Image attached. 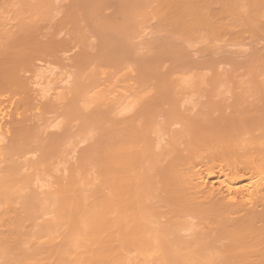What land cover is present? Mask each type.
<instances>
[{
  "label": "bare ground",
  "instance_id": "6f19581e",
  "mask_svg": "<svg viewBox=\"0 0 264 264\" xmlns=\"http://www.w3.org/2000/svg\"><path fill=\"white\" fill-rule=\"evenodd\" d=\"M47 1L48 0H0V49L7 48L8 51H12L11 52L12 54L10 52H6L7 51L6 49H4L5 51L4 50L0 51L1 52L0 53V264H264V104H263L264 100L262 101L263 105L260 103L261 102L260 101L259 102L260 105H257V106L253 105L254 107L250 106L251 103H249L248 106L252 107L251 110H248L247 108H243V107H242V109H244V110L238 109L239 108V107H237L238 103L237 104L234 103L233 104L234 107L231 105V107H233V108H231V107L229 108L230 109V111L228 112L229 114H227V113L224 114L222 109L221 108L219 109V107H218V110H220V113H219V115L216 114L217 116L212 115L211 114L212 108L208 107V108H211V111H210L209 109L206 108L207 107L206 106L205 108L203 107L204 110H201V108H200L202 113L198 112L199 115H197V116L192 115V117L193 116L196 117V118L193 117L192 118L193 120L191 119V116H190L191 112L189 113L190 115H188V118H190V120L186 118L187 114L184 117H182L185 114V111L182 108L181 110H183L184 113L181 111L178 113V115L172 117L176 121L178 118H179L178 121L181 119L180 123L177 121L179 124H181V126H178L179 130H177L178 128L176 129V128L171 127L173 129H176V130L173 131V130H170L171 129L170 128L168 131L167 130L162 131L161 132L162 134L157 133V134H155L156 137L153 141V138L147 139L146 138V137H148L147 135L144 137L145 133L142 132L141 129H140L141 132L138 131L140 134H135V131H134V134H133V132H131L134 130L133 128H131V126H132V124L135 123V121L132 122L133 118L131 117V115H132L131 114V112H132L131 108L135 107V105H137L140 102L141 97H142V96L140 97V94H139L140 93L139 89H138L139 86H132L131 85L129 88H125L124 92L122 93V90L118 91L117 89H114L113 88L114 85L113 86L111 85L112 88L110 86H108L107 90H102L105 88L100 89L101 85L99 87L98 86L99 84L96 85L95 84L96 82H95L94 87L97 86V88L100 90H96L97 88L94 89L90 85L92 89L90 87H87L88 89L89 88L91 89V90L87 91V89L86 90L83 89L84 85L80 86L81 88L79 87L78 82L81 83V81H79L80 78L76 77L78 79L77 80L78 82L76 81V79L73 80L74 82L73 81L71 82L73 84L72 85L73 86L72 91H68V93L74 91L73 93L75 95L73 94V96H71V97H74L77 94H79L80 96L83 95L84 96V97L82 96L83 98L82 97L79 98L80 96H76V99H77V97L80 100L82 99L81 102H82V105H84V106L86 103H89V104L91 103V105L87 104L86 106L87 107L90 106L89 108H91V106H92V109H94V110H95V107L100 108L99 110L96 109V111L104 110V112L101 111L102 113H104V114H102V116L106 114L105 110L108 111V113H107L108 116H110L109 115L110 113L113 114V113H115V111H117L116 112L117 114L116 113L115 114L119 115V117L118 116L115 117V115H114V118L116 121L113 119V117H111V116H110V118L108 117V119H109L108 121H110L112 119H113L112 121H114V122L110 121L109 123L107 121V123L109 125L108 127H110V130H111L112 125L113 126L115 125L114 131L117 130V132L119 131V129H123L122 126H124L123 125L124 123L126 125L129 123L130 125H127L129 127H127L125 125L124 129L127 128L126 130H124L125 132L120 131L122 133L120 134L119 138L124 143V144H122V147L119 144V142H118V144L120 146H118V144L115 145V142H114L115 146L112 147V150H111V147L109 146L110 148L107 147V149L104 150V152H103L104 154L101 155L100 157H98V161L103 163L104 164L103 166L97 165V164H99L98 162H92L91 158L94 156L92 154L93 152H91V149L90 150L86 149L85 153H82L81 156L78 155L79 156L78 158L76 157V159H77V165L75 163L76 168H73L74 167L73 165H71V169H69L70 167H68V168L65 167L67 169L64 168V170H66L65 172H67V173L64 172V174L66 175L64 178L61 177L62 175L58 176V177H56L57 175H55V176H53V180L51 179L52 180V181H50L51 183L49 181H48L49 183L46 182L48 179H46V178L44 179L43 176H45V174L47 172L46 169H48V168L50 169V167H51V166L48 167V165H51V164H49L50 161L52 164L54 162V160L52 161V159H53L52 157H54L52 155L56 154L58 152L52 153L51 160L49 157H47V159H46L47 161H45V164H46L45 167L46 168L42 169V167H44L43 166L44 160L42 158L40 159V157H43L44 155H46L48 153V152L44 153L45 150L48 151V149H49L51 152H53L52 149L55 148V146H53V144L49 145L51 147L46 146L45 145L47 143L46 137H45L46 139L44 140L45 142L42 141V139H37L38 138L37 134H36V137L34 138L35 133H33V132L35 131V129L33 128L34 126H32L33 124H29V125H31V127L28 126V128H27L26 121L28 122L27 119H29L28 117H30V115H32V113L31 112H30L31 114L28 113L31 110V109L29 110V108H28V112L26 113V111H27L26 107L31 105L30 104L31 102L29 103V105H26V103L28 104V102L21 104V105H24V107L23 106L21 107V105L19 103L18 104L20 105V107L18 105H15V104H17V102H20V101H21L20 103L27 101L28 98L26 99V97H25V99L22 98L23 100L20 99V97H19L21 94L20 92H22L21 96L25 95L24 93H27L29 91V89H30L29 87H31L32 83H33V86L34 85L36 86V87L34 86V88H38V91L40 93V90L43 89V87H44L43 86V84L45 83L44 81L48 77V76H45V77L41 76L42 73L46 72L47 70H48L47 71V73H48L49 67H53V66H54L53 69L55 72L57 69L59 71V67L56 68L57 64H56V66L51 65L52 61H48V63L50 62V65H49V67L45 66V67H47V70L43 66L41 68L43 71L40 70V71H42V73H38V72H40V71H38L39 69L34 70V72H32V74L30 73L31 76H33V78H34V80L32 82L30 80L31 84H28L29 82H24L22 80V78L19 76L23 72V71H21V73H19V67H20L19 65H23V67H24V65L25 64L27 65V63L31 60V58L33 60L34 57L37 61H39V59H37V58H40V62H41V59L42 60L44 59L43 61L46 62L45 61L46 57H44V55L42 58H41V55L38 57L36 55L34 56V54H36L35 51H37L38 49H39L40 53L42 52V47L41 48L39 46L36 47L35 46L36 43L33 44L34 43L33 40H30V39H29V42L27 40H23V41H25V42H23V44L28 43L29 49L27 47H25V45H23L22 42H20L21 39L19 41L15 38L16 37L15 34L17 33V32H15V29L22 31L25 35L24 36L22 34V36H24V38L27 39L26 34H27V31H29V30L25 25L26 24L24 21V19L26 18V17L24 18L25 14L23 15L22 13H25L27 10H28V13L30 12V14L32 12H35L36 9L40 11L41 4L44 2V5H45V3ZM54 1L50 0L47 3H49V4L51 3V5H53ZM93 1L98 2L96 0H93ZM151 1H153V0H151ZM151 1L149 2V0H146V1L145 0H137V1L135 0L134 4L132 6H130L131 5V3H130L131 1H130L129 2V4H130L129 6L131 7L130 9L131 10L134 9V10H132V12H130V11L129 12L133 14L134 18L140 17L141 19L140 18L139 19L142 21V23H145V22L147 23L151 17L148 18L149 20L147 21V17H145L146 14H145L144 9L147 7L148 2L150 3L148 5H153V3H156V1L154 0L155 2L153 1V3L151 4ZM157 1L159 2L160 0H157ZM166 1L167 0H164L163 2H166ZM210 1H212V0H210ZM214 1H216V0H214ZM245 1L244 0H218V2H217L218 5L216 7L218 9L217 13H219L218 15H220V14L224 15L225 16L224 18H226V16L230 15L229 17L232 18L231 20H233V21L235 20L236 23L242 21L240 23L243 24L244 22H246L244 24H247L248 22H252V20L255 21L256 16L258 15L257 16V18H258L260 13L263 14L262 12H264V9L260 13H259V11L258 12L255 11V13H257V14H255L253 12V10L257 9L255 7L256 4L260 5L259 3H261V2L264 3V0H252L251 6H248L249 4H245L247 2V1L246 2ZM2 2H4V3H2ZM90 2L91 1H89V3ZM136 2L138 5H136ZM160 2L164 6H166V4H167V3L164 4L162 2V0ZM199 2L194 1V0H169V2H168L169 5L167 4L168 7L167 8L162 7L163 9H157L156 12H157L158 16L154 15V13H155V10H154L153 15L155 17L154 16H152V17H154V18L159 17L160 19L165 20V21H166V19H168V20L170 19L169 20L170 26H172V28L174 25L176 27V29L184 30L185 29V25H184L185 22L183 24L184 28L181 26V23H182L181 21H182L183 17L187 13L193 15V16L189 15V17L190 16L192 18L195 17L197 15V13L199 12V11L198 12L196 11V9H198V8H196V6L198 7V5H196V4L197 3L200 4ZM49 4H47V5L49 6ZM91 4H93V2H91ZM209 4L208 3L206 4V2H205L206 8L205 7L204 8L207 9V7H209L208 6ZM95 5H97V4H95ZM157 5L161 6L160 3H157ZM157 5H155V6H157ZM186 5H189V7L191 6L192 9L188 10V8H186ZM118 6H120V5L118 4ZM121 6L125 7V5H123V4ZM53 7L49 6L48 8H53ZM99 7H98V9H99ZM213 7H215V6H213ZM91 8H92V11H95V9L93 10V8H94L93 6ZM164 8H166V9H164ZM185 8L188 11H185ZM193 8H196V9H193ZM216 8H214V9H216ZM44 9L46 10L47 8H44ZM119 9L121 10V7ZM119 9H118V11H119ZM201 9H202V5H201ZM205 9L200 10V11L205 12L206 11ZM22 10H24V11L26 10V11L22 12ZM47 10H49V9H47ZM101 10H102V8H101ZM208 10H210V9H207L206 12H208ZM42 12H43V10L41 11V13ZM87 12L89 13L88 10H87ZM115 12H117V11H115ZM7 13H9V14H7ZM45 13L44 14L42 13V14L45 15ZM88 13H86V14L88 15ZM146 13H147V11H146ZM68 14H69V12H68ZM72 14H73V12H72ZM8 15H10V16L12 15V18ZM22 15H23V17H22ZM213 15H215V14L213 13ZM232 15L236 16L238 18L234 17V19H233ZM35 16H36V14H35ZM93 16H94V14H93ZM262 16L264 17V14ZM9 17H10V21H8ZM33 17H34V15H33ZM73 17H72V19H73ZM113 17H115V16H113ZM122 17L123 16H120V18H122ZM229 17H227V18H229ZM22 18H23V21H22ZM123 18H125V16ZM195 18H197V17H195ZM215 18H217V17H215ZM83 19H84V17H83ZM87 19H88V17H87ZM109 19L110 18H108L107 20H109ZM113 19L111 21H113ZM12 20H13V22L15 21L14 23L17 22L16 24H18L17 27H16V25L14 26L13 31L11 29L12 28L11 25L14 24L12 22ZM61 20H63V19L61 18ZM74 20L77 21L75 18H74ZM97 20L99 21V19H97ZM155 20L157 21V19H154V20H152V22ZM188 20H189V18H188ZM78 21H79V19H78ZM105 21H106V19H105ZM136 21L138 22V20H136ZM200 21H202V20H200ZM200 21H198V22H200ZM233 21H231V22L233 23ZM256 21H259V20H256ZM9 22H11L12 24L10 25ZM68 22H69V20H68ZM95 22H94V24H95ZM100 22H102V21L100 20ZM198 22L196 23V25L198 24ZM231 22L227 23L226 26L230 27ZM32 23H34V22H32ZM98 23H97L96 27L100 28ZM108 23H106V24H108ZM121 23H123V22H121ZM60 24H61V22H60ZM70 24H72V23H70ZM102 24H104V23H102ZM109 24H111V23H109ZM116 24H118V22ZM222 24H224V23H222ZM29 25H31V24L29 23ZM62 25H63V23H62ZM91 25L93 26L92 23H91ZM112 25H114V24H112ZM112 25L110 26L111 28H113ZM127 25H129V24H127ZM131 25H132V23H131ZM21 26H25V27H21ZM106 26H105V29L107 28ZM148 26H150V25H148ZM251 26H252V23H251ZM102 27H103V30H102L103 32L107 31V30H104V26H102ZM124 27H122V28H124ZM134 27H136V26L134 25ZM162 27H163V24H162ZM208 27H210V26H208ZM223 27H225V26H223ZM262 27H264V26H262ZM23 28L24 29L27 28L26 29L27 31H23L22 30ZM116 28H118V27H116ZM130 28H131V26H130ZM132 28H133V26H132ZM141 28H143V27H141ZM120 29H121V27H120ZM155 29H152L151 31H153ZM186 29H188V26ZM204 29L205 28H203V30ZM241 29H243V28H241ZM72 30L70 32H72ZM91 30H93V29H91ZM252 30H253V28H252ZM93 31H95V29ZM117 31L118 30H116V32ZM133 31H132V34H133ZM179 31L181 34V30H179ZM195 31H196V28H195ZM195 31H193V33ZM130 32L131 31L126 28V29H121L119 34H121V36H123L122 34L124 33V37L125 36L128 37L127 35H129V36L132 35V34L130 35ZM197 32L199 33V31H196V33ZM93 33H95V32H93ZM149 33H151V32H149ZM171 33H173V32H171ZM230 33H231V31H230ZM76 34L80 35L81 33L78 32ZM108 35H110V34H108ZM247 35H248V33H247ZM116 36H118V35H116ZM134 36H136V35H134ZM140 36L138 35V37H140ZM171 36H172V34H171ZM100 37H102V36H100ZM178 37H179V35H178ZM14 38L19 42L18 46H17V41ZM209 38H210V36H209ZM12 39H14V41H16V42H14ZM94 39H96V38H94ZM174 39H175V37H174ZM176 39H179V38L176 37ZM223 39H225V38H223ZM180 40L182 41V39H180ZM187 40H188V38H187ZM241 40H242V37H241ZM30 41H32V44ZM85 41H86V38H85ZM89 41L91 42V40H89ZM86 42H84V43H86ZM111 42H112V39H111ZM153 42H154V40H153ZM77 43L80 44L79 41ZM120 43H121V41H120ZM164 43H162V44H164ZM168 43H170V42H168ZM216 43H217V41H216ZM46 44L47 43H45V46H46ZM48 44H49V46L47 48L43 45L44 46L43 52H44V50H46L44 54H47L49 52L48 55L50 56V54H51V56H52V54L54 52L50 53V48H49L50 43H48ZM71 44H72V42H71ZM231 44H233V43H231ZM30 45H31V47H30ZM148 45L147 46L143 45V46L146 48V47H148ZM172 45H170V46L166 45V47H164V45H163V48L159 47L160 48V51H159L160 54L166 55L167 57L168 56H171L172 58L175 57L174 59H179L181 61L182 57H184L183 56V50L181 49L182 47L179 48V47L175 46L176 47L175 48ZM185 45H187V44H185ZM67 46H69V45H67ZM82 46H80V47H82ZM94 46H95V44H94ZM110 46L112 47L113 44ZM247 46H248V44H247ZM17 47H18V50H17ZM73 47H74V45H73ZM141 47H142V45H141ZM149 47H150V45H149ZM21 48L24 52L21 50ZM24 48H27V50H25ZM31 48H33V49L37 48V50L34 49L35 51H33ZM75 48H76V46H75ZM99 48H101V47L99 46ZM197 48H199L198 45H197V47H194V50L196 51ZM48 49H49V51H47ZM63 49H65V48H63ZM157 49H158V47H156V50ZM191 49H192V47H191ZM232 49H234V48H232ZM144 50L146 51L147 49H144ZM207 50L209 51V49H207ZM14 51L15 52L18 51L19 54H20V52H22L23 55L21 56V58H20V56H18L19 54L18 53L15 54ZM31 51H33L32 52L33 57L30 53ZM147 51H149V48ZM6 53L8 55L9 54H11V55L7 56ZM37 53H38V51H37ZM145 53H147V52H145ZM58 54L59 53H57V55ZM87 54H85L84 52H83V54H82V52H78L77 55L73 56L74 58L77 57L75 59L76 68H78L80 64H84L83 61H86ZM119 54H120V52H119ZM124 54L126 55V53H124ZM150 54H153V52ZM155 54H156V52L153 55H155ZM15 55L18 57H15ZM26 55H28V56H26ZM29 55H31V57H29ZM23 56L26 58L23 59L24 58ZM100 56H101V54H100ZM135 56H139V55H135ZM13 57H15L16 60ZM134 57H133V59H134ZM148 57H150L149 54H148ZM47 58L49 59V57H47ZM97 58H95V60H97ZM138 58H142V57H138ZM144 58H145V56H144ZM78 59L80 62L78 61ZM146 59H148V58H146ZM98 60H99V58H98ZM125 61H126V59H125ZM44 62H42V63L48 65L47 63H44ZM133 62H135V61H133ZM146 62H149V61L146 60L145 63ZM151 62H152V64H153V62L155 63V61H151ZM175 62H177V61H175ZM203 62H204V60H203ZM206 62H207V60H206ZM194 63H196V62H194ZM59 64H60V62H59ZM92 64H95V63L92 62ZM92 64H91V66H93ZM128 64L130 65L129 62H128ZM133 64H131L130 66H132ZM190 65H193V62ZM82 66H84V65H82ZM138 66H139V64H138ZM140 66H141V64H140ZM179 66L184 67L183 64L179 65ZM179 66H177V67H179ZM252 66H253V64H252ZM142 67L143 68L146 67V66L144 67V63H142ZM150 67H151V65H150ZM25 68H26V66H25ZM30 68H28V69H30ZM51 69H50V74H49L51 77L50 78L48 77L50 79V82H48V79H47L46 82H48V83H45L44 85L49 84V83H50V85H52L54 82L58 81L57 77H59V81L62 80L63 77H65V76H63L61 78V76H60L61 73L58 74L59 76H54L56 74H54V72L52 73ZM187 69H189V68H187ZM26 70H27V68H26ZM120 70H121V67H120ZM152 70L154 71L155 69H152ZM35 71L37 74H35ZM124 71H126V69H124ZM177 71H179V70H177ZM193 71H195V70H193ZM257 71H258V68H257ZM60 72H61V68H60ZM107 72H108V70H107ZM145 72H147V70ZM184 72L185 71H183V73ZM47 73H44V75H46ZM113 73H114V71H113ZM52 74H53V77H52ZM76 74L75 75L72 74V75L76 76ZM81 74H83V73H81ZM175 74H174V76H175ZM180 74L182 75V72L179 73L178 75H180ZM61 75H63V74H61ZM103 75H105V74H102L101 75L102 77L101 76L100 77L103 78ZM117 75H120V74L117 73ZM152 75H153V73H152ZM188 75H189V73H188ZM196 75H198V74H196ZM199 75H200V73H199ZM202 75L203 74H201V76ZM190 76H191V74H190ZM190 76H188V77H190ZM25 77H26V75H25ZM43 77L45 78V80ZM55 77H56V79H55ZM184 77H186V76H184ZM42 78L44 81L42 80ZM67 78H66V80L69 81L70 77L67 76ZM123 78H125V77L123 76ZM128 78H130V77H128ZM152 78H153V76H152ZM29 79H32V78L30 77ZM29 79H27V80H29ZM40 79H41V81H40ZM54 79L56 81H53ZM157 79H158V77H157ZM168 79H170V77ZM192 79H193V77H192ZM192 79H189V80H192ZM66 80L64 79V81H66ZM94 80H95V78H94ZM97 80H98V78H97ZM103 80L104 79H102V81ZM195 80H196V78H195ZM64 81L63 80L60 81L62 86H65V84H66L65 83L63 85L62 82H64ZM68 81H66V82L68 83ZM113 81H115V80H113ZM40 82H42L43 84L41 83L42 84L41 85ZM51 82H53V83H51ZM98 82H100V81H98ZM184 82H186V81H184ZM195 82H193V83H195ZM214 82H216V80ZM165 83H167V82H165ZM200 83H201V80H200ZM217 83H219V82H217ZM57 84H58V82H57ZM123 84H124V82H123ZM38 85H41L42 88H40V86L37 87ZM151 85H153V84L151 83ZM203 85H204V82H203ZM258 85L261 86V84H258ZM33 86H32L31 90H33ZM193 86H195V84H193L192 87ZM49 87H51V86L46 85L41 92L44 91L45 93L49 94L48 91L46 92L47 88L50 91L51 88H49ZM57 87H58V89L61 88V86L60 87L57 86ZM102 87H103V85H102ZM176 87H177V85H176ZM39 88H40V90H39ZM166 88H168V87H166ZM63 89H64V87H63ZM63 89L60 90V94H62V96L64 94ZM80 89L84 90V94H83L82 90H81L82 92L80 91ZM204 89H206V88H204ZM35 90L37 91V89H35ZM180 90H182V89H180ZM232 90H231V92H232ZM36 91H34V92L36 93ZM86 91L90 95L89 94L86 95V93H87ZM90 91L92 93H90ZM78 92H81V94ZM148 92H149V90H148ZM173 92H175V91H173ZM180 92H182V91H180ZM39 93H36L34 95L37 96ZM43 93H41V94H43ZM45 93H44V95H45ZM167 93L168 92H166V94ZM170 93H171V91H170ZM228 93H229V91H228ZM261 93L263 94L262 97H264V91ZM41 94L38 96H40L42 98L43 96H41ZM47 94L45 96H47ZM163 94L164 93H162V96H161V93H160V96L163 97ZM237 94H235V99H234L236 102L239 99ZM258 94H259V92H258ZM36 96H35V98L38 97V96L37 97ZM54 96H55V94H54ZM212 96L210 95V97H212ZM15 97H19V99L15 98ZM59 97H61V96H59ZM66 97H67V95H66ZM85 97L88 98V101L86 103H84L85 101H83V99L85 100ZM205 97H206V95H205ZM154 98H153V100H154ZM164 98H166V96H164ZM164 98H162L163 102H161V104L155 103V101H157L159 99L155 100L154 103L156 104V106L157 105L161 106L162 103L165 104ZM167 98L168 99H165V100H167L166 105H168V104L170 105L171 102L174 104V103H177V101H178V100H176V102H175V100H173L174 101L173 102L172 99H175V98H173L172 96L171 97L167 96ZM64 99H65V101H64ZM68 99H70V98H67V100H66V98L63 96V101L66 103L64 105H66V107L69 106L70 108L68 107V109L76 108L74 105V101L76 102L78 99L77 100L75 98H73L75 100L70 99V100H72L71 101L72 107L70 106L71 104H69L70 101L68 103ZM259 99H261V98H259ZM39 100H41V99H39ZM160 100H161V98H160ZM168 100H170V102H168ZM241 100H242V98H241ZM256 101H258V99ZM256 101H254V102H256ZM147 102H149V101H147ZM167 102H168V104H167ZM205 102L202 104L204 105ZM210 102H211V100H210ZM185 103H186V101H185ZM187 103L189 104V100H187ZM259 103H257V104H259ZM32 104H34V103H32ZM41 104H42V102H41ZM75 104H77V103H75ZM92 104L93 105L95 104L96 106L94 105L95 106L94 107ZM239 104H240V101H239ZM239 104H238V106H239ZM241 105H243V104H241ZM31 106L33 109V105H31ZM31 106H29V107L31 108ZM208 106H210V105H208ZM248 106H246V107H248ZM80 107L82 108L83 106H81V104H80ZM87 107H86V109H87ZM101 107L104 109H102ZM34 108H36V107L34 106ZM37 108H38V105H37ZM240 108H241V106H240ZM109 109L111 111H109ZM215 109H216V107H215ZM113 110H114V112H113ZM129 110H131V112ZM134 110L135 109H133V111ZM140 110H142V108ZM143 110H145V108ZM34 111H32V112H34ZM86 111L88 112V110H86ZM65 112H64V114H66ZM136 112H134V113L136 114ZM193 112L194 111H192V113ZM34 113H36V111ZM34 113H33V115H34ZM27 114L29 115L28 117H27ZM135 114H134V116H135ZM67 115L69 116V114H67ZM88 115L89 114H87V116ZM90 116H91V113H90ZM120 116H122V118ZM136 116H137V114H136ZM177 116H179V117L177 119H175ZM101 117L99 119H101ZM31 118L32 117H30V119ZM104 118H105V116H104ZM120 118H121L122 125L119 124ZM127 118H129V119H127ZM161 118H162V116H161ZM167 118L168 119L163 120L162 123L164 121H168V120H170L172 122V119L170 117H167ZM185 118L187 121L185 120ZM71 119H72V117H71ZM92 119H96V118H92ZM125 119H127V120H125ZM57 120H59V119H57ZM94 121H93V123H94ZM104 121H106V119L105 120L103 119L102 122L100 120V122L103 124H104ZM77 122H79V121H77ZM111 122H112V124H111ZM131 122H132V124H131ZM28 123H30V122H28ZM31 123H33V122H31ZM162 123H160V124H162ZM164 123H167V122H164ZM169 123H167V124H169ZM95 125H98V124L95 123ZM119 125L121 126V128H119ZM175 125H178V124H175ZM175 125H173V126H175ZM40 126H42V125H40ZM83 126H84V124H83ZM98 126H100V125H98ZM49 127L51 128V126H49ZM31 128H33L34 131H33V129L31 131ZM25 129L26 130L28 129L27 130L28 135L31 133H33L34 135L31 134L33 136L29 135L30 137L27 134L25 135V133H26ZM102 131H105V130H102ZM128 131H130V132L127 133ZM170 131H172V132H170ZM90 132H91V130H90ZM164 132L165 133L167 132V133L163 136ZM168 132H170V134ZM36 133H38V132H36ZM91 133H96V131L91 132ZM106 133H108L107 129H106ZM106 133L103 136L107 135ZM130 133H131V135H129ZM108 134H110V132ZM79 135L81 136V133ZM94 135H96V134H94ZM117 135H119V134H117ZM91 136L93 137V134ZM96 136H98V135H96ZM103 136H102V138L104 139L105 137H103ZM165 136H166V138H165ZM25 137H29V138H25ZM31 137H33V138H31ZM52 137L54 138V135H52ZM86 137H84V138H86ZM113 137H114V135H113ZM163 137H164L165 141L164 140L162 141ZM93 138L96 139L95 136ZM99 138H98V140H99ZM23 139L25 140L24 143L22 142V141H24ZM34 139L38 140V141L35 140L37 145H36V143H34L32 141ZM54 139H52V140H54ZM106 139L107 138H105V140ZM28 140H30V142L33 144V148L36 146L37 147L40 146V140H41V144H43L42 147L45 145V147H43L45 150L41 146L38 147L39 150L41 148L44 150V151L43 150L41 151L42 153H38L39 155L41 154L39 158H37L38 157L36 155L37 153L31 151V150H33L32 144H30V142ZM52 140L48 138V144ZM121 141H120V143H121ZM161 141H162V144H161ZM55 142H56V140L54 141V143ZM80 142H82V141H80ZM99 142H100V140L98 141V143ZM163 142H164V144H163ZM94 143H96V142H94ZM94 143L92 145H94ZM67 144H69V143L67 142ZM67 144H65V146ZM26 145L27 146L29 145L28 148L31 147L32 149H28L26 147ZM38 148H36V149H38ZM18 149L20 151H18ZM22 150L25 151L26 156L31 152H32V155L35 154L37 156L36 159L34 160V161H36L35 164L37 166L33 165V167H32V163L29 166L28 163H26V160H25V162H23V160L26 159V157H24L25 154L23 153ZM34 150H35V148H34ZM64 150H65V148H64ZM14 151L20 152L19 154L21 156H22V154L24 155L23 156L24 159L20 155H19V157H21V158L17 159L19 161H20V159H23V160H21L23 162L22 164L21 163L19 164L18 161H17L18 163L15 161L18 154H16V152H15L16 156L13 157V155H15V154H13ZM36 151L38 152V150H36ZM28 160H31V159L29 158V159H27V161ZM132 161H133V163H132ZM39 162H40V164H42L41 169L39 167L41 165L38 164ZM21 165H24L26 167L28 165L27 168H24V166H23V171H24V169H27L30 172L32 171V173H33V172H36V170L40 169L41 171H39V170L37 171L40 174L45 169L46 172L45 171H44L45 173L43 172L44 173V174H42L43 176L40 174L43 177V178H41V177H39L40 175L39 176L37 175V173L36 174L35 173L29 174L28 173L29 171L27 172L25 170L24 171L25 173L23 171H20V170H22ZM96 165H97V167H96ZM31 167L33 169H36V170L35 171L31 170ZM53 169L54 168L52 167V169L49 171L51 177H52V174L54 172ZM54 170H56V169H54ZM92 170H93V172H92ZM51 171H53V172L51 173ZM90 171L92 174H90ZM23 173H24V175H22ZM18 174H19V176H18ZM36 175L38 177H36ZM47 175L50 176L48 173H47ZM17 177L19 178L18 180L16 179ZM48 178H50V177H48ZM42 179H44L46 181H44Z\"/></svg>",
  "mask_w": 264,
  "mask_h": 264
},
{
  "label": "rangeland",
  "instance_id": "374dc122",
  "mask_svg": "<svg viewBox=\"0 0 264 264\" xmlns=\"http://www.w3.org/2000/svg\"><path fill=\"white\" fill-rule=\"evenodd\" d=\"M48 1H50V0H48ZM47 1V2H48ZM52 1V0H51ZM54 1V0H53ZM89 1H91V2H93V4H91V2L89 3ZM96 1H98V2H94L93 0H55L54 1V3H53V5H51V3L49 4V3H45V5H44V2L41 4V6H40V11L39 10H35V12H32L31 14H30V12L28 13V10L25 12L24 10H22V12L24 11L25 13H22L23 15H24V21H25V25H26V27L28 28V30L29 31H27L26 29L27 28H23L22 30L23 31H27V39H25L24 38V33L22 32V31H20V30H16L15 29V32H17L16 34H15V38L17 39V40H19L20 41V39H21V41L20 42H22V44H23V42H25V41H23V40H27L28 42H29V39L30 40H33V44H35L36 43V47H42V54L39 52V49L37 50V48H34L35 50H37L38 51V53H37V51H35L33 48H31L33 51H35L36 52V54H34V56L36 55L37 57L38 56H40L41 55V58L43 57V55H44V57H46L45 58V61L46 62H44L42 59H41V62H40V58H37V59H39V61H37L36 59H35V57H34V59L32 60V58H31V62L28 64L27 63V65L25 64L24 65V67H23V65H19L20 67H19V73H21V71H23L19 76L22 78V80L24 81V82H29L28 84H31L30 83V80H31V82L34 80V78H33V76H31V74H32V72H34V70H38V71H40V70H42L41 68H42V66L43 67H45V66H47V67H49V65H50V62L48 63V61H52V63H51V65H55L56 66V64H57V66H56V68H58L59 67V71H58V69L56 70V72L54 71V66L53 67H49V72L47 73V67H45V69L47 70L46 72H43L42 73V71H40V72H38V73H42V75L41 76H48L49 78L51 77L49 74H50V69L52 70V73L54 72V74H56V75H54V76H59L58 74L59 73H61V74H63V75H61L60 74V76H61V78L63 77V76H65V77H63L62 78V80L64 81V79L66 80V78H67V76H69L70 78H69V81L68 80H66V81H68V83L66 82V81H64V82H62L63 83V85L65 84V86H62V84H61V82L60 81H62V80H60L59 81V77H57V79H58V84H57V82H51V83H53L52 85H50V83L49 84H46V85H48V86H51V87H49V88H51L50 89V91H49V89L47 88L46 89V92L48 91L49 92V94H47V93H45L44 91V93H45V95L47 94V96H45L44 95V93L43 92H41L43 89H44V87L46 86V85H44L45 83H48V82H50V79L47 77V79H48V82H46L47 81V79L45 80V78H44V80H43V78H42V80L45 82L44 84L42 83V82H40V84L42 83L43 84V89H41L40 90V88H42L41 87V85H38L37 87H39L40 86V88H39V90H40V93H39V91H38V88H34V86H33V83L31 84V87H29L28 89H29V91L27 92V93H24L25 95H23V96H21L22 95V92H20L21 94H20V99H22V98H24L25 99V97H26V99H27V101H25V102H23V103H20V102H17V104H15V105H18L19 107H20V105L21 104H24V103H26V102H28V104L26 103V105H29V103L31 104V105H33V109L35 110L36 108H37V105H38V108L35 110L36 111V113H34L35 111L32 109V106L31 105H29V106H31V108L28 106V107H26V113L28 112V108H29V110L31 109L32 111H34V112H32L31 110L28 112V113H32V115H33V113H34V115L32 116V115H30V117H32L31 119H30V117H28L29 115L27 114V117L30 119H27L28 120V122H30V123H28L27 121H26V126H27V128H28V126H30L31 127V125H29V124H33L32 126H34L33 128L35 129V131L36 132H38V133H36L35 131H34V129L33 128H31V131H32V129H33V133H35V136H34V138L36 137V134H37V139H42V141H44L46 138H47V143L45 144L46 146H48V147H51V146H49L50 144H53V146H55V148H51L52 149V151L53 152H51L49 149H48V151H46L43 147H45V145L42 147V145L43 144H41V140H40V146L45 150H43L42 148L39 150V148L38 147H40V146H36V147H34L35 148V150H34V148H33V144L30 142V140H28L29 142H30V144H32V148H33V150H31L32 152H35V153H37L36 155L38 156H36L34 153V155H32V152L31 153H27L28 155L26 156V154H25V151H23V153L25 154V156L22 154V156L19 154L20 152H17V151H14L13 152V154H15V152H16V154H18L17 155V157H16V162L18 161L19 162V164L21 163H23V162H25V160H26V163H28V165L30 166V164L32 163V167H33V165L35 166L36 164V161H34L35 159H36V157L37 158H39L40 157V155L38 154V153H42L41 151L43 150L44 151V153H46V152H48L46 155H44L43 157H40V159L42 158L43 160H44V162H43V166L44 167H42V164H40V162L38 163V164H40L41 166H39L40 167V169H41V167H42V169L43 168H46L45 167V161H47L46 159H47V157H49L50 158V160H51V155H52V153H54V152H58V153H56V154H53L52 156H54V157H52L53 159H52V161L54 160V162H53V164L51 163V161H50V163L49 164H51V165H48V167L49 166H51L50 167V169L48 168V169H46V171H45V169H44V171L46 172V174H45V176L47 175V173L50 175V173H49V171L52 169V167L54 168V169H56V170H54L53 169V171H51V173L53 172V174H52V177H51V175L50 176H48V177H50V178H48L47 176L45 177V176H43L42 174H44L43 172L42 173H40L43 177H44V179L46 178V179H48L47 181L46 180H44V179H42V180H44V181H46V182H50V181H52L53 180V176H55V175H57L56 177H58V176H61L62 178H64L66 175L64 174V172L66 171V170H64V168L65 167H70L69 169H71V165H73L74 167L73 168H76V165H77V159H76V157L78 158L79 156L78 155H82V153H85V151H86V149H91V152H93L92 154L94 155H92L93 157L91 158L92 159V162H98L99 164H97V165H99V166H103L104 164L103 163H101V162H99L98 161V157H100L101 155H103L104 153V150H106L107 149V147H111V150H112V147H114L115 145H117L118 144V142H119V144L121 145V147H122V144H124L123 143V141H121L120 140V138H119V136H120V134L122 133V132H120V131H123V132H125L124 130H126L127 128H125L124 129V127H125V123L123 124L124 126H122L123 127V129H119V131L117 132V130H115L114 131V127H115V125L113 126L112 125V127H111V130H110V127H108L109 125H108V123L110 122V121H112L113 119L115 120V118H114V115H115V117H119V115H116L117 113V111H115V113H113V114H109L111 117H113V119L112 120H110V121H108L109 119H108V117L110 118V116H108L107 115V113H108V111L107 110H105L106 111V114L105 115H103L102 116V114H104V113H102L101 111H103L104 112V110H100V111H96V109L97 110H99L100 108H98V107H95L93 104V106L95 107V110L94 109H92V106H91V108H89V107H87L86 105L87 104H89V103H86L87 101H88V98H86L85 97V100L83 99V101H85L84 103H86L85 104V106L84 105H82V102H81V100L80 99H78V97H77V99H76V96H80L79 94H77L76 96H74V97H71V96H73V92H69L68 93V91H72V88H73V84L71 83L73 80H75L76 79V81L78 80L77 78H80L79 79V81H81V83L80 82H78L79 83V87L80 86H83L84 88V90H86L87 89V91L88 90H91L92 88H91V86L95 89V88H97V86H95L94 87V83L96 84V85H98L99 87H100V85H101V87H100V89L101 88H105V89H102V90H107V88H108V86H110L111 88H112V86H113V88L114 89H117L118 91H121L122 90V93L124 92V89L125 88H129L131 85L132 86H139L138 87V89H139V94H140V97H141V100H140V102L137 104V105H135V107H133V108H131V110H132V112H131V110H129L130 112H131V117L133 118L131 121L132 122H134L135 121V123L134 124H132V122H131V124H132V126H131V128H133L134 130L133 131H131V132H133V134H134V131H135V134H140L139 132H141V130H142V132H144L145 134H144V137L147 135L148 137H146L147 139L149 138H153V141H154V139H155V137H156V135L155 134H157V133H159V134H162L161 132L162 131H165V130H169L171 127H173V128H178L177 130H179V127L178 126H181V124H179L180 122H181V119L178 121V117L179 116H177L175 119H177V121L179 122H177L176 120H174L172 117H174V116H176V115H178V113L179 112H183L184 113V111H185V114L182 116V117H184L186 114H187V119H189L190 120V118H188V115H190L189 113L191 112V119L194 117V118H196L195 116H193L192 117V115H199L198 114V112H201L202 113V111L201 110H204L203 109V107L205 108L206 106V108L207 109H209L210 111H211V108H212V115H219V113H220V110H218V107H219V109L221 108L222 109V111H223V113L224 114H229L228 112L230 111V107H231V105L234 107V103L235 104H239V101H240V104H239V106H238V104H237V107H239L238 109H242V107L243 108H247L248 110H251L252 109V107H254L253 105H255V106H257V105H260V103L262 104L264 101V97H262V93L261 92H263L264 91V27H262V26H264V17L262 16L263 14H264V12H262L263 11V9H264V3L263 2H261V3H259L260 5H258V4H256V10H253V12L255 13V11H259V13L260 12H262L263 14H259V17L257 18V16L255 15V14H257V13H253L255 16H256V18H255V21L254 20H252V22H248L247 24H244V23H246V22H244L243 24L242 23H240V22H242V21H240V22H238V23H236V21L234 22L233 20H231L232 18H230L229 16L230 15H228V16H226V18H224L225 16L224 15H218L219 13H217V11H218V9L216 8L217 7V5H218V0H216V1H214V0H212V1H210V0H194V1H197V2H199L200 4H196V5H198V7L196 6V8H198V9H196V8H193V9H196V11L198 12L197 13V15L195 16V17H197V18H195V17H191V16H193V15H191V14H189V13H187L184 17H183V19H182V23H181V26L184 28V25H185V29L184 30H182V29H176V27L173 25V28H172V26H170V19L168 20V19H166V21L165 20H162V19H160L159 17H156V18H154L155 16L154 15H156V16H158L157 15V9H163L162 7H168V5H169V0H167L166 2H163L164 0H162V2L165 4V3H167L166 4V6H164L160 1L158 2L157 0H155L156 1V3H153V1H151V0H149V2L151 1V4L153 3V5H148V4H150L149 2H148V4H147V7L144 9V11H145V14H146V16L145 17H147V21L149 20L148 18H150V20L145 24V23H142V21L140 20L141 18L140 17H133V14L132 13H130V12H132V10H134V9H130L131 7L130 6H132L133 4H134V1L135 0H96ZM121 1V2H120ZM125 3H124V2ZM131 3V5L129 4V2ZM137 1V0H136ZM146 1V0H145ZM154 1V2H155ZM245 1V0H244ZM247 1V2H246ZM245 2V4H249L248 6H251V3H252V0H246ZM112 2V3H111ZM120 2V3H119ZM203 2V3H202ZM205 2H206V4L208 3H210L208 6L209 7H207V9H210V10H208V12H206L207 11V9H205L206 8V6H205ZM2 3H4V2H2ZM147 3V2H146ZM157 3H160L161 4V6L160 5H157ZM202 3V4H201ZM47 4H49V6H51V7H53V8H48L49 6L47 5ZM55 4V5H54ZM95 4H97V5H95ZM118 4L120 5V6H118ZM125 5V7L124 6H121V5ZM215 4V5H214ZM48 7H47V6ZM109 5V6H108ZM130 5V6H129ZM136 5H138L137 4V2H136ZM155 5H157V6H155ZM163 5V6H162ZM201 5H202V9H201ZM215 6V7H213V6ZM233 5V4H232ZM231 5V6H232ZM262 5V6H261ZM94 7L93 8V10L95 9V11H92V8L91 7ZM97 6V7H96ZM100 6V7H99ZM103 6V7H102ZM105 6V7H104ZM154 8H153V7ZM160 6V7H159ZM261 6V7H260ZM98 7H99V9H98ZM121 7V10L119 9V8ZM123 7V8H122ZM128 7V8H127ZM153 9H152V8ZM205 7V8H204ZM211 7V8H210ZM259 7V8H258ZM44 8H47V9H49V10H45ZM101 8H102V10H101ZM106 8V9H105ZM127 8V9H126ZM136 8V7H135ZM156 8V9H155ZM166 8H164V9H166ZM186 8H188V10H190V9H192V7L190 6L189 7V5H186ZM185 8V11H188L187 9ZM206 10L205 12H201L200 10H204V9ZM214 8H216V9H214ZM39 9V8H38ZM52 9V10H51ZM109 9V10H108ZM117 9V10H116ZM118 9H119V11H118ZM214 9V10H213ZM259 9V10H258ZM43 10V14L45 13V15H43L42 13H41V11ZM87 10L89 11V13L87 12ZM154 10H155V13H154ZM48 11V12H47ZM66 11V12H65ZM71 11V12H70ZM85 11V12H84ZM97 11V12H96ZM110 11V12H109ZM115 11H117V12H115ZM130 11V12H129ZM143 11V12H144ZM146 11H147V13H146ZM213 11V12H212ZM65 14H64V13ZM68 12H69V14H68ZM72 12H73V14H72ZM10 13V12H9ZM9 13H7V14H9ZM12 13V12H11ZM84 13V14H83ZM86 13H88V15L86 14ZM106 13V14H105ZM153 13H154V15H153ZM201 13V14H200ZM212 13V14H211ZM213 13L216 15H213ZM35 14H36V16H35ZM41 14V15H40ZM75 14V15H74ZM82 14V15H81ZM93 14H94V16H93ZM105 14V15H104ZM126 14V15H125ZM241 14V13H240ZM23 15H22V17H23ZM33 15H34V17H33ZM81 15V16H80ZM109 15V16H108ZM119 15V16H118ZM189 15H191L190 17H189ZM201 15V16H200ZM204 15V16H203ZM8 16H10V15H8ZM7 16V17H8ZM45 16V17H44ZM68 16V17H67ZM73 17V19H72V17ZM100 16V17H99ZM113 16H115V17H113ZM120 16H125V18H120ZM149 16V17H148ZM152 16H154V17H152ZM207 16V17H206ZM233 16V15H232ZM231 16V17H232ZM11 18H12V15L10 16ZM10 17H9V20L8 21H10ZM30 17V18H29ZM77 17V18H76ZM83 17H84V19H83ZM87 17H88V19H87ZM104 17V18H103ZM114 19H113V18ZM189 18V20H188V18ZM200 17V18H199ZM204 17V18H203ZM214 17V18H213ZM215 17H217V18H215ZM227 17H229V18H227ZM234 17L235 18H238V17H236V16H233V19H234ZM61 18L63 19V20H61ZM66 18V19H65ZM69 18V19H68ZM74 18L77 20V21H75L74 20ZM91 18V19H90ZM101 18V19H100ZM108 18H110L109 20H107ZM113 19V21H111L112 19ZM132 18V19H131ZM134 18V19H133ZM140 18V19H139ZM36 19V20H35ZM42 19V20H41ZM78 19H79V21H78ZM93 19V20H92ZM97 19H99V21L97 20ZM105 19H106V21H105ZM121 19V20H120ZM127 19V20H126ZM138 20V22L136 21V20ZM154 19H157V21L155 22V21H153L152 22V20H154ZM187 19V20H186ZM199 19V20H198ZM204 19V20H203ZM219 19V20H218ZM14 20V19H13ZM13 20H12V22H13ZM27 20V21H26ZM68 20H69V22H68ZM86 20V21H85ZM100 20L102 21V22H100ZM116 22H115V21ZM120 20V21H119ZM134 20V21H133ZM162 20V21H161ZM194 20V21H193ZM197 20V21H196ZM200 20H202V21H200ZM208 20V21H207ZM210 20V21H209ZM217 20V21H216ZM233 21V23L231 22V21ZM237 20V19H236ZM256 20H259V21H256ZM22 21H23V18H22ZM31 21V22H30ZM73 21V22H72ZM90 21V22H89ZM96 21V22H95ZM99 23H98V22ZM109 23H111V24H109ZM128 21V22H127ZM168 21V22H167ZM187 21V22H186ZM190 21V22H189ZM198 21H200V22H198ZM15 22V21H14ZM13 22V23H14ZM32 22H34V23H32ZM36 22V23H35ZM60 22H61V24H60ZM66 22V23H65ZM94 22H95V24H94ZM118 22V24H116ZM120 22V23H119ZM121 22H123V23H121ZM125 22V23H124ZM166 22V23H165ZM184 22H185V24H184ZM198 22V24L196 25V23ZM203 22V23H202ZM231 22V26L230 27H227L226 26V24L227 23H230ZM255 24H254V23ZM257 22V23H256ZM10 23V25L12 24L11 22H9ZM17 23V22H16ZM16 23H14L13 25H11L12 26V31L14 30L13 28H14V26L16 25V27H17V25L18 24H16ZM29 23L31 24V25H29ZM62 23H63V25H62ZM69 25H68V24ZM70 23H72V24H70ZM89 23V24H88ZM91 23L93 24V26L91 25ZM97 23H98V25H99V27L100 28H97L96 26H97ZM102 23H104V24H102ZM106 23H108V24H106ZM131 23H132V25H131ZM134 23V24H133ZM188 23V24H187ZM205 23V24H204ZM222 23H224V24H222ZM240 23V24H239ZM251 23H252V26H251ZM101 24V25H100ZM112 24H114V25H112ZM127 24H129L130 26H131V28H130V26L129 25H127ZM162 24H163V27H162ZM166 24V25H165ZM184 24V25H183ZM192 24V25H191ZM208 24V25H207ZM239 24V25H238ZM260 26H259V25ZM9 25V26H10ZM60 25V26H59ZM62 25V26H61ZM107 25V26H106ZM112 25V27L114 28H116V27H118V28H111L110 26ZM122 25V26H121ZM126 25V26H125ZM134 25L136 26V27H134ZM140 25V26H139ZM148 25H150V26H148ZM168 25V26H167ZM190 25V26H189ZM194 25V26H193ZM199 25V26H198ZM216 25V26H215ZM234 25V26H233ZM249 25V26H248ZM262 25V26H261ZM69 26V27H68ZM71 26V27H70ZM89 26V27H88ZM102 26H104V30H107V31H102L103 30V27ZM105 26L108 28H106L105 29ZM121 27V29H128V30H130L131 32H130V35L132 34V31H133V34L131 35V36H129V35H127L128 37H124V33L122 34L123 36H121V34H119V32H120V27ZM125 26V27H124ZM132 26H133V28H132ZM148 26V27H147ZM160 26V27H159ZM167 26V27H166ZM170 26V27H169ZM187 26H188V29H186L187 28ZM198 26V27H197ZM204 26V27H203ZM208 26H210V27H208ZM223 26H225V27H223ZM229 26V25H228ZM15 27V28H16ZM21 27H25V26H21ZM93 27V28H92ZM97 29H96V28ZM122 27H124V28H122ZM141 27H143V28H141ZM193 27V28H192ZM196 28V31H199V33L197 32L196 33V31H195V28ZM214 27V28H213ZM239 27V28H238ZM68 28V29H67ZM130 28V29H129ZM141 30H140V29ZM156 28V29H155ZM190 28V29H189ZM203 28H205L204 30H203ZM207 28V29H206ZM232 28V29H231ZM241 28H245L244 30L243 29H241ZM252 28H253V30H252ZM20 29V28H19ZM32 31H31V30ZM35 29V30H34ZM67 29V30H66ZM74 31H73V30ZM91 29H95V31H93V30H91ZM99 29V30H98ZM113 29V30H112ZM120 29V30H119ZM139 29V30H138ZM144 29V30H143ZM146 29V30H145ZM152 29H155V30H153V31H151ZM195 31L194 33H193V31ZM199 29V30H198ZM60 30V31H59ZM72 30V32H70ZM78 30V31H77ZM109 30V31H108ZM116 30H118L117 32H116ZM175 30V31H174ZM178 30V31H177ZM179 30H181V34H180V31ZM191 30V31H190ZM218 30V31H217ZM229 30V31H228ZM240 30V31H239ZM102 31V32H101ZM111 31V32H110ZM114 31V32H113ZM137 31V32H136ZM169 31V32H168ZM177 31V32H176ZM190 31V32H189ZM204 33H203V32ZM216 31V32H215ZM230 31H231V33H230ZM35 32V33H34ZM81 33L80 35H78V34H76V33ZM93 32H95V33H93ZM97 32V33H96ZM99 32V33H98ZM106 32V33H105ZM109 32V33H108ZM113 32V33H112ZM137 34H136V33ZM140 32V33H139ZM149 32H151V33H149ZM171 32H173V33H171ZM183 32V33H182ZM186 32V33H185ZM192 32V33H191ZM211 32V33H210ZM220 32V33H219ZM243 32V33H242ZM258 34H257V33ZM21 33V34H20ZM68 33V34H67ZM135 33V34H134ZM142 33V34H141ZM163 33V34H162ZM165 33V34H164ZM167 33V34H166ZM172 34V36H171V34ZM191 33V34H190ZM196 33V34H195ZM210 33V34H209ZM226 33V34H225ZM239 33V34H238ZM247 33H248V35H247ZM254 33V34H253ZM18 34V35H17ZM22 34L24 35V36H22ZM30 34V35H29ZM74 34V35H73ZM105 34V35H104ZM107 34V35H106ZM108 34H110V35H108ZM115 34V35H114ZM146 34V35H145ZM178 34L179 35V37H178V35L176 36V35ZM190 36H189V35ZM199 34V35H198ZM202 34V35H201ZM212 34V35H211ZM242 34V35H241ZM82 35V36H81ZM93 37H92V36ZM102 36V37H100V36ZM116 35H120L119 37L118 36H116ZM134 35H136L137 37H138V35L140 36V37H136V36H134ZM153 35V36H152ZM182 35V36H181ZM196 35V36H195ZM216 35V36H215ZM239 35V36H238ZM241 35V36H240ZM29 36V37H28ZM79 36V37H78ZM86 36V37H85ZM109 36V37H108ZM112 36V37H111ZM143 36V37H142ZM145 36V37H144ZM201 36V37H200ZM207 36V37H206ZM209 36H210V38H209ZM218 36V37H217ZM250 36V37H249ZM252 36V37H251ZM71 37V38H70ZM78 39H76V38ZM82 37V38H81ZM84 37V38H83ZM117 37V38H116ZM122 39H121V38ZM124 37V38H123ZM174 37H175V39H174ZM176 37L177 38H179V39H176ZM241 37H242V40H241ZM14 38V39H15ZM19 38V39H18ZM24 38V39H23ZM74 38V39H73ZM85 38H86V41H85ZM94 38H96V39H94ZM100 38V39H99ZM110 38V39H109ZM151 38V39H150ZM184 38V39H183ZM187 38H188V40H187ZM196 38V39H195ZM222 38V39H221ZM223 38H225V39H223ZM229 38V39H228ZM240 38V39H239ZM250 38V39H249ZM14 39H12L13 41H14ZM15 39V40H16ZM84 39V40H83ZM105 39V40H104ZM111 39H112V42H111ZM114 39V40H113ZM121 39V40H120ZM159 39V40H158ZM180 39H182V41L180 40ZM228 39V40H227ZM16 40V41H17ZM75 40V41H74ZM89 40H91V42L89 41ZM107 40V41H106ZM141 40V41H140ZM144 40V41H143ZM153 40H154V42H153ZM156 40V41H155ZM185 40V41H184ZM195 40V41H194ZM213 42H212V41ZM224 40V41H223ZM230 40V41H229ZM16 41H14V42H16ZM61 41V42H60ZM69 41V42H68ZM80 42V44L79 43H77V42ZM94 41V42H93ZM120 41H121V43H120ZM130 41V42H129ZM166 41V42H165ZM208 41V42H207ZM215 41V42H214ZM216 41H217V43H216ZM229 41V42H228ZM31 42V44H32V41H30ZM53 42V43H52ZM71 42H72V44L74 45V47H73V45L71 44ZM84 42H86V43H84ZM143 42V43H142ZM153 42V43H152ZM165 42V43H164ZM168 42H170V43H168ZM179 42V43H178ZM190 44H189V43ZM200 44H199V43ZM211 42V43H210ZM248 42V43H247ZM45 43H47L46 44V46H45ZM48 43H50V53L51 52H54L53 54H52V56H51V54H50V56L48 55V53L47 54H44L45 53V51L46 50H44V52H43V49H44V46L47 48L48 46H49V44ZM55 43V44H54ZM88 43V44H87ZM98 43V44H97ZM155 43V44H154ZM162 43H164V44H162ZM206 43V44H205ZM226 43V44H225ZM231 43H233V44H231ZM241 45H240V44ZM15 44V43H14ZM18 44H19V42L17 41V46H18ZM30 44V43H29ZM52 44V45H51ZM57 44V45H56ZM77 44V45H76ZM83 46H82V45ZM87 44V45H86ZM94 44H95V46H94ZM97 44V45H96ZM113 44V46L111 47L110 45H112ZM116 44V45H115ZM140 44V45H139ZM150 45V47H149V45ZM173 44V45H172ZM185 44H187V45H185ZM199 46V48H197V50L195 51L194 50V47H197V45ZM203 44V45H202ZM213 44V45H212ZM247 44H248V46H247ZM13 45V44H12ZM23 45H25V47H29V45H28V43H26V44H23ZM44 45V46H43ZM67 45H69V46H67ZM72 45V46H71ZM118 45V46H117ZM141 45H142V47L144 48V49H147L148 50V48H149V51H145L142 47H141ZM147 46L148 45V47H144V46ZM156 45V46H155ZM163 45H164V47H166V45L167 46H170V45H172V46H176V47H179V48H181L182 50H183V56L184 57H182V59H181V61L179 60V59H174L175 57H171V56H166V55H161L160 54V48H163ZM179 45V46H178ZM207 45V46H206ZM224 45V46H223ZM58 46V47H57ZM75 46H76V48H75ZM80 46H82V47H80ZM85 46V47H84ZM99 46L101 47V48H99ZM139 46V47H138ZM155 46V47H154ZM184 46V47H183ZM194 46V47H193ZM209 46V47H208ZM213 46V47H212ZM223 46V47H222ZM247 46V47H246ZM24 47V46H23ZM30 47H31V45H30ZM57 47V48H56ZM79 47V48H78ZM105 47V48H104ZM118 47V48H117ZM121 47V48H120ZM124 47V48H123ZM156 47H158V49L156 50ZM160 47V48H159ZM175 47V48H176ZM188 49H187V48ZM191 47H192V49H191ZM27 48H24L25 50H27ZM45 48V49H46ZM62 48V49H61ZM63 48H65V49H63ZM71 48V49H70ZM97 48V49H96ZM128 48V49H127ZM232 48H234V49H232ZM241 48V49H240ZM245 48V49H244ZM4 49H6L7 50V48H2V49H0V51L1 50H4ZM20 49V48H19ZM29 49V48H28ZM52 49V50H51ZM54 49V50H53ZM59 49V50H58ZM68 49V50H67ZM80 49V50H79ZM83 49V50H82ZM103 49V50H102ZM130 49V50H129ZM134 49V50H133ZM141 49V50H140ZM143 49V50H142ZM196 49V48H195ZM204 49V50H203ZM206 49V50H205ZM207 49H209V51L207 50ZM243 49V50H242ZM17 50H18V47H17ZM21 50H22V48H21ZM106 52H105V51ZM115 50V51H114ZM140 50V51H139ZM155 50V51H154ZM190 50V51H189ZM245 50V51H244ZM5 51V50H4ZM23 51V50H22ZM33 51H31L30 53H31V55L33 54L32 52ZM47 51H49V49L47 50ZM64 51V52H63ZM70 51V52H69ZM87 51V52H86ZM117 51V52H116ZM120 52V54H119V52ZM201 51V52H200ZM241 51V52H240ZM3 52V51H2ZM6 52H12V51H6ZM24 52V51H23ZM26 52V51H25ZM29 52V51H28ZM34 52V53H35ZM63 52V53H62ZM68 52V53H67ZM78 52H82V54H83V52L85 53V54H87V56H86V61H83L84 62V64H80L81 66L82 65H84V66H80L79 65V69L78 68H76V63H75V59L77 58H74L73 56H75V55H77V53ZM103 52V53H102ZM110 52V53H109ZM131 52V53H130ZM145 52H147V53H145ZM149 52V53H148ZM153 52V54L156 52V54L155 55H153V54H150V53H152ZM158 52V53H157ZM196 52V53H195ZM204 52V53H203ZM208 52V53H207ZM1 53V52H0ZM14 53L16 54V53H18V51L17 52H15L14 51ZM22 52H20V54L18 55V56H20V58H21V56L23 55V53L21 54ZM27 53V52H26ZM57 53H59L58 55H57ZM106 53V54H105ZM112 53V54H111ZM124 53H126V55L124 54ZM202 53V54H201ZM245 53V54H244ZM7 54V53H6ZM12 54V53H11ZM11 54H7V56H10ZM66 54V55H65ZM81 54V53H80ZM100 54H101V56H100ZM118 54V55H117ZM129 54V55H128ZM148 54L150 55V57H148ZM241 54V55H240ZM25 55V54H24ZM31 55H29V57H31ZM99 57H98V56ZM105 55V56H104ZM109 55V56H108ZM135 55H139V56H135ZM18 56H16L15 55V57H18ZM26 56H28V55H26ZM80 56V55H79ZM111 56V57H110ZM120 56V57H119ZM129 56V57H128ZM135 56V57H134ZM144 56H145V58H144ZM152 56V57H151ZM162 56V57H161ZM15 57H13L14 59H15ZM24 57V56H23ZM32 57H33V55H32ZM47 57H49V59L47 58ZM54 57V58H53ZM74 59H73V58ZM99 58V60H98V58ZM116 57V58H115ZM128 57V58H127ZM133 57H134V59H133ZM138 57H142V58H138ZM155 57V58H154ZM26 57H24L23 59H25ZM28 58V57H27ZM52 58V59H51ZM56 58V59H55ZM63 58V59H62ZM94 58V59H93ZM95 58H97V60H95ZM111 58V59H110ZM113 58V59H112ZM115 58V59H114ZM123 58V59H122ZM146 58H148V59H146ZM159 58V59H158ZM166 58V59H165ZM189 58V59H188ZM192 58V59H191ZM30 59V58H29ZM48 59V60H47ZM119 59V60H118ZM125 59H126V61H125ZM184 59V60H183ZM256 59V60H255ZM260 59V60H259ZM16 60V59H15ZM20 60V59H19ZM22 60V59H21ZM54 60V61H53ZM116 60V61H115ZM149 61V62H146L145 63V61ZM161 60V61H160ZM177 61V62H175V61ZM192 60V61H191ZM203 60H204V62H203ZM206 60H207V62H206ZM258 60V61H257ZM78 61H79V59H78ZM112 61V62H111ZM133 61H135V62H133ZM151 61H155V63L153 62V64H152V62ZM160 61V62H159ZM167 61V62H166ZM172 61V62H171ZM42 62H44V63H47L48 65H46V64H43ZM59 62H60V64H59ZM80 62V61H79ZM86 62V63H85ZM88 62V63H87ZM92 62L93 63H95V64H92ZM97 62V63H96ZM99 62V63H98ZM128 62L130 63V65L131 64H133L132 66H130L129 64H128ZM133 62V63H132ZM139 62V63H138ZM181 64H180V63ZM192 62H193V65H190V64H192ZM194 62H196V63H194ZM203 62V63H202ZM254 62V63H253ZM63 63V64H62ZM142 63H144V67L145 68H143L142 67ZM167 65H166V64ZM179 63V64H178ZM62 64V65H61ZM86 64V65H85ZM91 64L93 65V66H91ZM97 64V65H96ZM138 64H139V66H138ZM140 64H141V66H140ZM146 64V65H145ZM184 65V67L183 66H179V65ZM187 64V65H186ZM252 64H253V66H252ZM256 66H255V65ZM34 65V66H33ZM89 65V66H88ZM135 65V66H134ZM150 65H151V67H150ZM176 65V66H175ZM22 66V67H21ZM25 66H26V68H27V70H26V68H25ZM40 66V67H39ZM128 66V67H127ZM177 66H179V67H177ZM186 66V67H185ZM193 66V67H192ZM260 66V67H259ZM31 67V68H30ZM75 69H74V68ZM90 67V68H89ZM92 67V68H91ZM98 67V68H97ZM104 67V68H103ZM120 67H121V70H120ZM125 67V68H124ZM154 67V68H153ZM182 67V68H181ZM28 68H30V69H28ZM60 68H61V72H60ZM84 68V69H83ZM97 68V69H96ZM108 68V69H107ZM129 70H128V69ZM133 70H132V69ZM139 68V69H138ZM155 69L154 71L152 70V69ZM187 68H189V69H187ZM194 68V69H193ZM257 68H258V71H257ZM263 68V69H262ZM44 69V68H43ZM44 69V70H45ZM87 69V70H86ZM89 69V70H88ZM124 69H126V71H124ZM137 69V70H136ZM143 71H142V70ZM195 70V71H193V70ZM26 70V71H25ZM29 70V71H28ZM81 70V71H80ZM86 70V71H85ZM107 70H108V72H107ZM147 70V72H145ZM177 70H179V71H177ZM88 71V72H87ZM92 71V72H91ZM96 71V72H95ZM113 71H114V73H113ZM123 71V72H122ZM183 71H185L184 73H183ZM257 71V72H256ZM261 71V72H260ZM28 72V73H27ZM58 72V73H57ZM122 72V73H121ZM178 72V73H177ZM182 72V75L180 74V75H178L179 73H181ZM191 72V73H190ZM202 72V73H201ZM31 73V74H30ZM44 73H47L46 75H44ZM77 73V74H76ZM81 73H83V74H81ZM86 75H85V74ZM96 73V74H95ZM98 73V74H97ZM117 73L118 74H120V75H117ZM149 73V74H148ZM152 73H153V75H152ZM176 73V74H175ZM188 73H189V75H188ZM193 73V74H192ZM199 73H200V75H199ZM29 74V75H28ZM35 74H37L36 73V71H35ZM72 74H76V76H73ZM88 74V75H87ZM102 74H105V75H103V78H101L102 76ZM107 74V75H106ZM129 74V75H128ZM151 74V75H150ZM174 74H175V76H174ZM185 74V75H184ZM190 74H191V76H190ZM196 74H198V75H196ZM201 74H203L202 76H201ZM260 74V75H259ZM25 75H26V77H25ZM94 75V76H93ZM128 75V76H127ZM134 75V76H133ZM141 75V76H140ZM148 75V76H147ZM158 75V76H157ZM178 75V76H177ZM193 75V76H192ZM196 75V76H195ZM73 76V77H72ZM79 76V77H78ZM98 76V77H97ZM101 76V77H100ZM107 76V77H106ZM117 76V77H116ZM123 76L126 78H123ZM152 76H153V78H152ZM183 76V77H182ZM184 76H186V77H184ZM188 76H190V77H188ZM199 76V77H198ZM32 78V79H29V78ZM52 77H53V74H52ZM77 77V78H76ZM83 77V78H82ZM105 77V78H104ZM128 77H130V78H128ZM139 77V78H138ZM145 77V78H144ZM147 77V78H146ZM157 77H158V79H157ZM167 77V78H166ZM170 77V79H168ZM192 77H193V79H192ZM257 77V78H256ZM60 78V79H61ZM74 78V79H73ZM91 78V79H90ZM94 78H95V80H94ZM97 78H98V80H97ZM100 78V79H99ZM115 78V79H114ZM195 78H196V80H195ZM200 78V79H199ZM203 78V79H202ZM253 80H252V79ZM27 79H29V80H27ZM55 79H56V77H55ZM53 80V81H56V80ZM68 79V78H67ZM83 79V80H82ZM90 79V80H89ZM102 79H104L103 81H102ZM150 79V80H149ZM160 79V80H159ZM185 79V80H184ZM189 79H192V80H189ZM198 79V80H197ZM205 79V80H204ZM113 80H115V81H113ZM129 80V81H128ZM131 80V81H130ZM164 80V81H163ZM196 82H195V81ZM200 80H201V83H200ZM208 80V81H207ZM216 80V82H214ZM40 81H41V79H40ZM94 81V82H93ZM98 81H100V82H98ZM147 81V82H146ZM184 81H186V82H184ZM60 82V83H59ZM74 82V81H73ZM123 82H124V84H123ZM127 82V83H126ZM131 84H130V83ZM143 82V83H142ZM149 82V83H148ZM165 82H167V83H165ZM177 82V83H176ZM193 82H195V83H193ZM203 82H204V85H203ZM217 82H219V83H217ZM85 83V84H84ZM88 83V84H87ZM104 83V84H103ZM118 83V84H117ZM122 83V84H121ZM141 83V84H140ZM151 83L153 84V85H151ZM217 83V84H216ZM56 84V85H55ZM61 84V85H60ZM81 84V85H80ZM163 84V85H162ZM186 84V85H185ZM188 84V85H187ZM193 84H195V86H193L192 87V85ZM258 84H261V86H259ZM91 85V86H90ZM102 85H103V87H102ZM112 85V86H111ZM144 85V86H143ZM160 85V86H159ZM166 85V86H165ZM176 85H177V87H176ZM210 85V86H209ZM231 85V86H230ZM233 85V86H232ZM258 85V86H257ZM32 86H33V90H31L32 89ZM57 86H61V88H59L58 89V87ZM72 86V87H71ZM118 86V87H117ZM120 86V87H119ZM142 86V87H141ZM152 86V87H151ZM229 86V87H228ZM36 87V86H35ZM57 87V88H56ZM63 87H64V89H63ZM87 87H90L89 89L87 88ZM166 87H168V88H166ZM179 87V88H178ZM192 87V88H191ZM206 88V89H204V88ZM240 87V88H239ZM261 87V88H260ZM81 88V87H80ZM159 88V89H158ZM228 88V89H227ZM233 90H232V89ZM35 89H37V91L35 90ZM61 89H63L64 91V94H63V96L66 98V100H67V98H70V99H73V98H75L77 101L75 102L74 101V105H75V107L76 108H72V109H68V107L69 106H67L66 107V105H64V104H66L64 101H65V99H64V101H63V96H62V94H60V90ZM83 89H80V91L82 90L83 91V94H84V90ZM100 89H96V90H100ZM149 90V92H148V90ZM180 89H182V90H180ZM191 89V90H190ZM210 91H209V90ZM229 91V93H228V91ZM239 89V90H238ZM58 90V91H57ZM111 90V89H110ZM153 90V91H152ZM231 90H232V92H231ZM238 90V91H237ZM241 90V91H240ZM256 90V91H255ZM263 90V91H262ZM32 91V92H31ZM34 91H36V93H39L38 95H40L41 93H43V94H41V96H43L42 98L40 97V96H36V95H34V94H36ZM53 91V92H52ZM81 91V92H82ZM86 91V92H87ZM93 91V90H92ZM170 91H171V93H170ZM173 91H175V92H173ZM178 91V92H177ZM180 91H182V92H180ZM202 91V92H201ZM206 91V92H205ZM225 91V92H224ZM254 91V92H253ZM81 92H78V93H80L81 94ZM142 92V93H141ZM151 92V93H150ZM154 92V93H153ZM166 92H168L167 94H166ZM184 92V93H183ZM189 92V93H188ZM204 92V93H203ZM258 92H259V94H258ZM68 93V94H67ZM71 93V94H70ZM90 93H92L91 91H90ZM117 93V92H116ZM160 93H161V96H162V93H164L163 94V97H161L160 96ZM199 93V94H198ZM237 94L238 95V100H237V102L234 100L235 99V94ZM243 93V94H242ZM253 93V94H252ZM261 93V94H260ZM27 94V95H26ZM54 94H55V96H54ZM60 94V95H59ZM87 94H89L88 92L86 93V95ZM155 94V95H154ZM191 94V95H190ZM232 94V95H231ZM241 94V95H240ZM33 95V96H32ZM66 95H67V97H66ZM75 95V94H74ZM85 95V96H86ZM90 95V94H89ZM148 95V96H147ZM154 95V96H153ZM205 95H206V97H205ZM210 95L212 96V97H210ZM217 95V96H216ZM226 95V96H225ZM231 95V96H230ZM252 95V96H251ZM17 96V95H16ZM35 96L37 97V98H35ZM45 96V97H44ZM59 96H61V97H59ZM83 96V95H82ZM82 96H80L79 98H81ZM164 96H166V98H164ZM167 96L168 97H173V98H175V99H172V101L173 100H175V102H176V100H178L177 101V103H172L171 102V104L169 105L168 104V102H170V100H168V102H167V104L168 105H166V101L167 100H165V99H168L167 98ZM199 96V97H198ZM203 98H202V97ZM260 96V97H259ZM19 97H15V98H17V99H19ZM40 97V98H39ZM84 97V96H83ZM82 97V98H83ZM155 97V98H154ZM157 97V98H156ZM218 97V98H217ZM226 97V98H225ZM257 97V98H256ZM41 99V100H39V99ZM153 98H154V100H153ZM160 98H161V100H160ZM162 98H164V102H165V104H163L162 103V105L161 106H159V105H157L156 106V104L155 103H157V104H161V102H163L162 101ZM177 98V99H176ZM179 98V99H178ZM193 98V99H192ZM205 98V99H204ZM210 98V99H209ZM241 98H242V100H241ZM259 98H261V99H259ZM38 99V100H37ZM58 99V100H57ZM70 99H68V103H69V101H70V103L69 104H71V101L72 100H70ZM75 99H73V100H75ZM157 99H159V100H157ZM184 99V100H183ZM203 99V100H202ZM217 99V100H216ZM247 101H246V100ZM254 99V100H253ZM258 99V101H256V100ZM23 100V99H22ZM155 100H157V101H155ZM183 100V101H182ZM187 100H189V104L187 103ZM192 100V101H191ZM206 102H205V101ZM210 100H211V102H210ZM234 100V101H233ZM18 101V100H17ZM147 101H149V102H147ZM154 101H155V103H154ZM185 101H186V103H185ZM244 101V102H243ZM254 101H256V102H254ZM261 101V102H260ZM263 101V102H262ZM39 102V103H38ZM41 102H42V104H41ZM67 102V101H66ZM174 102V101H173ZM200 102V103H199ZM205 102V104L203 105L202 103H204ZM246 102V103H245ZM260 102V103H259ZM20 105H19V104ZM32 103H34V104H32ZM73 103V102H72ZM75 103H77V104H75ZM83 103V104H84ZM180 103V104H179ZM193 103V104H192ZM207 103V104H206ZM221 103V104H220ZM226 103V104H225ZM249 103H251V105L250 106H252V107H250V106H248L249 105ZM257 103H259V104H257ZM80 104H81V106H83L82 108L80 107ZM184 104V105H183ZM186 104V105H185ZM188 104V105H187ZM200 104V105H199ZM241 104H243V105H241ZM264 104V103H263ZM262 104V105H263ZM68 105V104H67ZM89 105H91V103L89 104ZM156 107H155V106ZM179 105V106H178ZM208 105H210V106H208ZM228 105V106H227ZM24 107V105H21V107ZM34 106L36 107V108H34ZM41 106V107H40ZM71 107H72V104L70 105ZM185 106V107H184ZM202 106V107H201ZM240 106H241V108H240ZM246 106H248V107H246ZM74 107V106H73ZM86 107H87V109H86ZM175 107V108H174ZM187 107V108H186ZM208 107H211V108H208ZM215 107H216V109H215ZM233 107H231V108H233ZM65 110H64V109ZM70 108V107H69ZM81 108V109H80ZM102 108V107H101ZM142 108V110H140ZM145 108V110H143ZM166 108V109H165ZM183 108V110H181ZM185 108V109H184ZM200 108H201V110H200ZM102 109H104V108H102ZM133 109H135L134 111H133ZM138 109V110H137ZM148 111H147V110ZM169 109V110H168ZM180 109V110H179ZM228 109V110H227ZM62 110V111H61ZM86 110H88V112L86 111ZM178 112H177V111ZM194 111L193 113H192V111ZM196 110V111H195ZM200 110V111H199ZM219 112H218V111ZM242 110H244V109H242ZM66 111V112H65ZM86 111V112H85ZM109 111H111L110 109H109ZM138 113H137V112ZM161 111V112H160ZM174 111V112H173ZM188 111V112H187ZM64 112L66 113V114H64ZM82 112V113H81ZM91 113V116H90V113ZM98 112V113H97ZM113 112H114V110H113ZM134 112H136V114H137V116H136V114L134 113ZM196 112V113H195ZM30 113V114H31ZM62 113V114H61ZM135 114V116H134V114ZM182 113V114H183ZM67 114H69V116L67 115ZM87 114H89L88 116H87ZM95 114V115H94ZM128 114V115H129ZM139 114V115H138ZM171 114V115H170ZM181 114V113H180ZM39 115V116H38ZM73 115V116H72ZM127 115V114H126ZM216 115V116H217ZM38 116V117H37ZM60 116V117H59ZM68 118H67V117ZM83 116V117H82ZM90 116V117H89ZM102 116V117H101ZM104 116H105V118H104ZM123 116V115H122ZM122 116H120L121 118H122ZM161 116H162V118H161ZM181 116V115H180ZM26 117V116H25ZM71 117H72V119H71ZM77 117V118H76ZM98 117V118H97ZM101 117V119H99ZM167 117H170L171 119H172V122L170 121V120H168V121H164V122H167V123H169V124H167V123H162V121L163 120H167L168 118ZM199 117V116H198ZM84 118V119H83ZM90 118V119H89ZM92 118H96V119H92ZM121 118H120V122H119V124H121L122 125V123H121ZM140 118V119H139ZM186 118H185V120H186ZM38 119V120H37ZM45 119V120H44ZM49 119V120H48ZM52 119V120H51ZM57 119H59V120H57ZM87 119V120H86ZM89 119V120H88ZM92 119V120H91ZM99 119V120H98ZM103 119L105 120L106 119V121H104V124L103 123H101L102 121H103ZM127 119H129V118H127ZM127 119H125V120H127ZM131 119V118H130ZM34 120V121H33ZM37 120V121H36ZM76 120V121H75ZM95 120V121H94ZM100 120H101V122H100ZM118 120V119H117ZM139 120V121H138ZM143 120V121H142ZM174 120V121H173ZM193 120V119H192ZM52 121V122H51ZM77 121H79V122H77ZM93 121H94V123H93ZM99 121V122H98ZM107 121H108V123H107ZM116 121V120H115ZM176 121V122H175ZM187 121V120H186ZM31 122H33V123H31ZM36 122V123H35ZM38 122V123H37ZM58 122V123H57ZM83 122V123H82ZM98 122V123H97ZM112 122H114V121H112ZM112 122H111V124H112ZM45 123V124H44ZM87 123V124H86ZM95 123L96 124H98V125H100V126H98V125H95ZM141 123V124H140ZM154 123V124H153ZM160 123H162V124H160ZM28 124V125H27ZM56 124V125H55ZM83 124H84V126H83ZM91 124V125H90ZM103 124V125H102ZM175 124H178V125H175ZM40 125H42V126H40ZM46 125V126H45ZM127 125H130L129 123L127 124ZM126 125V126H127ZM164 125V126H163ZM173 125H175V126H173ZM37 126V127H36ZM49 126H51V128L49 127ZM87 126V127H86ZM107 128H106V127ZM111 126V125H110ZM155 126V127H154ZM161 126V127H160ZM169 126V127H168ZM36 127V128H35ZM85 127V128H84ZM95 127V128H94ZM100 127V128H99ZM127 127H129V126H127ZM40 128V129H39ZM84 128V129H83ZM89 128V129H88ZM91 128V129H90ZM103 128V129H102ZM119 128H121V126L119 125ZM161 128V129H160ZM165 128V129H164ZM173 128H171L170 130H176V129H173ZM30 129V128H29ZM106 129H107V132L109 133L110 132V134H108V133H106ZM118 129V128H117ZM130 129V128H129ZM141 129V130H140ZM26 130V129H25ZM28 130V129H27ZM27 130H26V133H25V135L27 134ZM90 130H91V132H95L96 131V133H91L90 132ZM102 130H105V131H102ZM109 130V131H108ZM30 131V130H29ZM40 131V132H39ZM80 131V132H79ZM83 131V132H82ZM85 131V132H84ZM99 131V132H98ZM101 131V132H100ZM139 131V132H138ZM157 131V132H156ZM160 131V132H159ZM103 132V133H102ZM130 131H128L127 133H129ZM170 132H172V131H170ZM170 132H168L169 134H170ZM176 132V131H175ZM31 133V132H30ZM33 133H31V134H33ZM81 133V136L79 135ZM86 133V134H85ZM98 133V134H97ZM107 134V135H105V136H103L104 134ZM116 133V134H115ZM167 133V132H166ZM165 132H164V134H163V136L166 134ZM31 134H29V135H31ZM93 134V137L95 136L96 137V139L95 138H93L91 135ZM94 134H96V135H98V136H96V135H94ZM101 136H100V135ZM117 134H119V135H117ZM132 134V135H133ZM149 134V135H148ZM172 134V133H171ZM28 135V134H27ZM28 135V136H29ZM34 135V134H33ZM33 135H31V136H33ZM40 137H39V136ZM52 135H54V138L52 137ZM89 135V136H88ZM110 135V136H109ZM113 135H114V137H113ZM129 135H131V133L129 134ZM128 135V136H129ZM153 135V136H152ZM48 136V137H47ZM87 136V137H86ZM102 136L103 137H105V138H107L106 140H105V138L103 139L102 138ZM30 137V136H29ZM29 137H25V138H29ZM46 137V138H45ZM51 137V138H50ZM63 137V138H62ZM84 137H86V138H84ZM100 137V138H99ZM112 137V138H111ZM31 138H33V137H31ZM44 138V139H43ZM48 138L49 139H54V140H52L51 142H49V144H48ZM84 138V139H83ZM91 138V139H90ZM98 138H99V140H100V142L98 143ZM165 138H166V136H165ZM37 139H34V140H32L34 143H36L35 142V140H37ZM61 139V140H60ZM83 139V140H82ZM89 139V140H88ZM110 139V140H109ZM24 140V139H23ZM56 140V144L54 143V141ZM93 140V141H92ZM164 140V137L162 138V141ZM38 141V140H37ZM50 141V140H49ZM63 141V142H62ZM66 141V142H65ZM80 141H82V142H80ZM90 141V142H89ZM111 141V142H110ZM120 141H121V143H120ZM162 141H161V144H162ZM165 141V140H164ZM23 143L25 142V140L24 141H22ZM21 142V143H22ZM27 142V141H26ZM28 142V143H29ZM45 142V141H44ZM67 142L69 143V144H67ZM94 142H96V143H94ZM107 142V143H106ZM114 142H115V145H114ZM117 142V143H116ZM62 143V144H61ZM64 143V144H63ZM94 143V145H92ZM65 144H67L66 146H65ZM110 144V145H109ZM118 144V146H120ZM163 144H164V142H163ZM36 145H37V143H36ZM99 145V146H98ZM29 146V145H28ZM28 146L26 145V147L28 148ZM60 146V147H59ZM65 146V147H64ZM106 146V147H105ZM109 147V148H110ZM31 147H29L28 149H32ZM36 148H38V149H36ZM64 148H65V150H64ZM93 148V149H92ZM95 149V150H94ZM36 150H38V152L36 151ZM18 151H20L19 149H18ZM21 151V152H22ZM28 151V150H27ZM84 151V152H83ZM63 152V153H62ZM95 153V154H94ZM16 154L15 155H13V157L14 156H16ZM60 154V155H59ZM19 155L24 159V157H26V159H20V161L19 160H17L18 158H21V157H19ZM32 155V156H31ZM43 155V154H42ZM58 155V156H57ZM24 156V157H23ZM56 157V158H55ZM31 159V160H28L27 161V159ZM56 159V160H55ZM21 160H23V162L21 161ZM38 160V159H37ZM34 161V162H33ZM59 161V162H58ZM17 162V163H18ZM57 162V163H56ZM34 163V164H33ZM75 163H76V165H75ZM132 163H133V161H132ZM28 165H27V167H28ZM97 165H96V167H97ZM23 166L24 165H21V168H22V170H20V171H23ZM37 166V165H36ZM26 166H24V168H27ZM31 167V170H36V169H33ZM38 167V168H39ZM36 168V167H35ZM67 168H65V169H67ZM29 169V168H28ZM40 169H38L39 171H41ZM29 171V170H27V169H24V171ZM38 170H36V172H33L32 173V171L30 172H28L29 174H36L37 173V175L39 176L40 174H39V172H37ZM23 171V172H24ZM63 172V173H62ZM92 172H93V170H92ZM25 173V172H24ZM24 173L22 174V175H24ZM65 173H67V172H65ZM20 174V173H19ZM19 174H18V176H19ZM90 174H92L91 173V171H90ZM36 175V177H38ZM39 176V177H41V178H43L42 176ZM35 176V175H34ZM40 178V179H41ZM17 180L19 179L18 177L16 178ZM52 179V180H51ZM48 182V183H49ZM51 183V182H50ZM36 185V184H35ZM105 191V190H104ZM106 192V191H105Z\"/></svg>",
  "mask_w": 264,
  "mask_h": 264
}]
</instances>
